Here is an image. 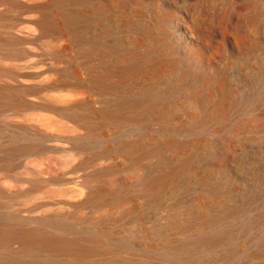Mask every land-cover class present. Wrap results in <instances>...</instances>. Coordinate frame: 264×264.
<instances>
[{"label":"bare ground","instance_id":"1","mask_svg":"<svg viewBox=\"0 0 264 264\" xmlns=\"http://www.w3.org/2000/svg\"><path fill=\"white\" fill-rule=\"evenodd\" d=\"M245 1L155 34L137 0H0V264H256L228 248L264 223Z\"/></svg>","mask_w":264,"mask_h":264},{"label":"rangeland","instance_id":"2","mask_svg":"<svg viewBox=\"0 0 264 264\" xmlns=\"http://www.w3.org/2000/svg\"><path fill=\"white\" fill-rule=\"evenodd\" d=\"M138 3L136 5L135 4H132L133 6L137 7L136 9L139 10V12H141V18L144 19V21H149L151 24H153V31L154 33L156 34L157 33V28H158V25L160 24L159 22H162L165 18H163V15L167 14V15H170V20H168L170 22V25H172L173 27H178L182 22H181V19H182V16H183V12H187V11H190V12H220L223 7L228 3L227 0H137ZM232 1V0H231ZM235 1V0H234ZM245 0H236L237 2V5L238 7H244L245 5H243ZM247 1V0H246ZM245 1V4L247 3ZM257 2L259 0H254V2ZM261 1V0H260ZM264 1V0H263ZM200 3V4H199ZM243 6H242V5ZM241 5V6H240ZM204 7V9H202ZM233 8V7H232ZM220 9V10H219ZM261 9V8H260ZM263 10H261L263 12L262 14V17H263V21H264V8H262ZM219 10V11H217ZM243 11H245L243 9ZM129 12V11H128ZM154 14V15H153ZM112 15V14H111ZM261 20V21H262ZM166 21V19L164 20ZM263 21H262V24H263ZM158 23V24H157ZM261 24V25H262ZM260 25V27H261ZM157 26V28L155 27ZM259 29L256 30V32H246L247 34L249 33V35L251 34L253 37L255 36L257 39H260L261 41L264 40L262 37H264V24L262 25V27ZM250 31V30H249ZM261 33V34H260ZM255 34V35H254ZM258 36V37H257ZM262 38V39H261ZM264 44L262 43L261 47L263 48ZM264 50V48L260 51L262 52ZM264 52V51H263ZM262 52V54L260 55V57L262 58L260 60V57L257 56V58L259 60H257L255 57V51L254 53L252 52L251 54L253 55H247L245 56V54L242 56L243 58L246 57L248 59H245L243 60L242 57H238L237 59H234L235 61L236 60H239V61H236L235 64H237L239 67H241L247 74H251L250 76L252 77V85H253V92L251 93L252 95V98H250V101L252 99L253 100H256L255 98L256 97H259L258 95H260L259 93H261V95L264 93L262 89H264V87L260 86L259 85H263L264 86V78L262 76H259L257 77L258 73V69H260L259 67L257 66H260V63L264 62V53ZM248 54V53H247ZM263 55V56H262ZM240 58V59H239ZM252 59H254L253 63H252ZM256 59V60H255ZM251 61V62H250ZM242 63V64H240ZM252 63V64H251ZM250 65L253 67V68H250ZM256 66V68H255ZM247 68V69H246ZM250 68V69H248ZM255 68V69H254ZM257 69V70H256ZM247 70V72H246ZM253 72V73H250L249 71ZM256 70V72H254ZM256 74V75H254ZM49 77L51 76L49 73L47 74ZM264 76V75H263ZM260 77L263 78L260 79ZM263 81V82H262ZM254 82V83H253ZM262 82V84H261ZM260 83V84H259ZM257 84V85H256ZM255 86V87H254ZM256 88H259L257 90H255ZM261 88V89H260ZM258 94V95H257ZM253 95H256L255 97ZM54 97H57L55 95H53ZM52 96V97H53ZM64 102L65 101H69L71 99H74V98H80L82 97V94L80 93L79 95L76 94V95H60L59 96ZM74 97V98H73ZM185 110H183L182 114H185ZM248 113V110L243 112V114H246ZM155 137L160 139V138H163L164 137V133L162 132H159V133H156L155 134ZM242 136H238L236 137L237 140H239ZM249 161L248 159L246 160V162ZM243 166H248L246 163L243 165ZM239 172H241L240 174H244V176L249 180L251 178V175H250V171H247V170H241V168L239 169ZM256 175H254L252 177V181H254V178H255ZM257 177V176H256ZM234 179V178H233ZM236 180V179H235ZM239 181L236 180L235 183H238ZM264 189V188H263ZM252 190V189H251ZM261 191V192H260ZM255 192L258 193V196L260 198V200L262 201V203L264 202V190H257L255 189ZM263 196V197H262ZM241 195L239 196L240 200L241 199ZM261 203V202H259ZM262 205V204H261ZM253 213V211H252ZM256 238L251 241L250 243H247L243 238H232L233 240V243L231 242L229 245H228V248L229 249H237V248H242L245 252V255H248V254H254L253 252H256L258 253L259 251V255H257V259H255V263L256 264H264V243H261V241H264V223L259 225L257 227V230H256ZM244 240V241H243ZM254 243V244H253ZM244 247V248H243ZM261 251V252H260ZM263 251V253H262ZM248 253V254H247ZM238 256H236L235 258H237Z\"/></svg>","mask_w":264,"mask_h":264}]
</instances>
